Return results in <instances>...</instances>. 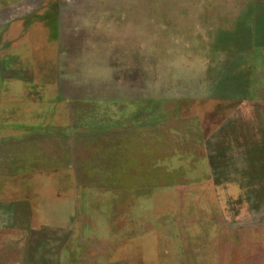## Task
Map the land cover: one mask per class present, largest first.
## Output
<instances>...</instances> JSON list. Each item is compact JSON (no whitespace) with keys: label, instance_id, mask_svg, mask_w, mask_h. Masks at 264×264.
<instances>
[{"label":"rangeland","instance_id":"rangeland-1","mask_svg":"<svg viewBox=\"0 0 264 264\" xmlns=\"http://www.w3.org/2000/svg\"><path fill=\"white\" fill-rule=\"evenodd\" d=\"M23 232L29 264H264V0H0V264Z\"/></svg>","mask_w":264,"mask_h":264},{"label":"crops","instance_id":"crops-1","mask_svg":"<svg viewBox=\"0 0 264 264\" xmlns=\"http://www.w3.org/2000/svg\"><path fill=\"white\" fill-rule=\"evenodd\" d=\"M17 236V237H16ZM13 238L11 239V241L14 243L13 244V246H12V250H11V252H13V254H14V257H13V259L11 260V262H9L8 264H29V262H26V260H25V257L23 256V262H22V260H18L17 262L15 261V258H16V256H15V253L16 252H18V253H20V252H25V250H23L21 247H20V245H16V243L17 242H20V240L22 239V238H25L26 237V232H23V234H18V235H13L12 236ZM21 237V238H20ZM16 239H18V241H16ZM24 247H25V245H24Z\"/></svg>","mask_w":264,"mask_h":264}]
</instances>
